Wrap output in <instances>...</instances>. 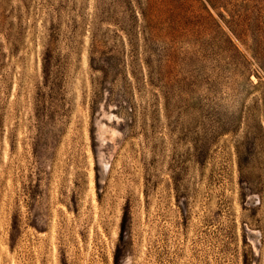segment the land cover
<instances>
[{
    "label": "rangeland",
    "instance_id": "obj_1",
    "mask_svg": "<svg viewBox=\"0 0 264 264\" xmlns=\"http://www.w3.org/2000/svg\"><path fill=\"white\" fill-rule=\"evenodd\" d=\"M0 264H264V0H0Z\"/></svg>",
    "mask_w": 264,
    "mask_h": 264
}]
</instances>
